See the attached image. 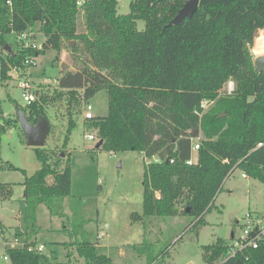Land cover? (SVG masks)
Here are the masks:
<instances>
[{"label":"trees","instance_id":"trees-1","mask_svg":"<svg viewBox=\"0 0 264 264\" xmlns=\"http://www.w3.org/2000/svg\"><path fill=\"white\" fill-rule=\"evenodd\" d=\"M76 2L0 0V52L6 53L0 56V80L8 81L13 67L24 68L28 56L60 52L64 40L74 52L87 53L90 64L74 72L61 71L57 86L77 102L82 91L86 103L106 90V115L84 122L102 141L96 149L133 151L159 160L144 169L140 220L149 224L185 216L196 219L193 227L202 224L236 169L264 184V73L255 71L250 52L258 32L264 33V0H200L191 19L171 27L167 25L185 0H130L127 15L117 14V0H85L81 9ZM137 21L144 22V30L136 29ZM36 26L45 37L40 50L5 51L9 46L5 35ZM228 81L234 91L222 94ZM202 102L209 103L207 109L201 108ZM19 111L31 125L40 116L48 121L36 101ZM7 124H0V135ZM74 127L70 118L64 149ZM197 139L199 149L194 153ZM33 150L40 167L31 176L3 163L1 152L0 170L24 175L21 204L25 208L34 213L44 205L50 217H61L71 188L72 163L67 158L61 164L58 158L51 164L44 149ZM189 160L191 165L186 164ZM49 176L51 184L46 181ZM4 188L0 185V193ZM70 209L73 234L84 236V226L91 220ZM34 218L35 214L32 224ZM14 237L27 242L19 231ZM229 241L217 239L204 247L207 264L226 257ZM29 245L5 250L10 264H43L46 258L28 252ZM74 246L82 260L74 264H117L98 255L86 239ZM166 249L151 255L143 246L139 253L145 255V264H165ZM224 264H264V245L245 249Z\"/></svg>","mask_w":264,"mask_h":264},{"label":"rangeland","instance_id":"rangeland-1","mask_svg":"<svg viewBox=\"0 0 264 264\" xmlns=\"http://www.w3.org/2000/svg\"><path fill=\"white\" fill-rule=\"evenodd\" d=\"M129 3L130 0H117V14L127 15ZM82 26L79 19V31ZM144 27L143 21L136 22L138 31ZM34 30L40 47L45 37L38 26ZM4 39L13 52L18 51L15 33L5 35ZM250 52L254 62L264 55V33L258 32ZM5 54L0 52L2 57ZM89 64L87 53L82 49L74 52L69 42L64 40L60 52L46 51L28 70L29 81L35 88L34 101L43 106L49 124V133L41 149L49 155L51 164H55L58 158H61V164L70 159L71 188L63 200V216L50 217L44 205H38L33 213L20 203L24 175L20 171L0 170V185L12 187L11 195L0 193V223L3 225L0 224V264H7L3 260L5 250L14 246L16 237L13 234L18 217L24 215L27 223L22 222L32 230L30 218L33 214L36 217L35 231L39 233L37 240L45 247L43 264L81 263L74 245L84 239L98 246V255H106L117 264H145V255L139 253L143 246L149 248L151 255L158 254L167 246L165 264H207L204 247L213 245L217 239L229 241L232 234L240 236L239 226L244 216L264 208V184L243 177L241 170L236 169L223 183L202 224L193 227L196 219L185 216L165 219V223L153 220L148 224V220H140L146 166L143 157L133 151L112 153L96 149L100 142L96 130L84 127L82 114L86 102L82 99V91H79L77 102L57 86L61 71L71 69L74 72ZM10 74L8 81L0 82V124L8 123L0 135L1 160L31 176L39 169L40 162L33 148L26 145L18 119L19 109H27L19 89L20 76L12 70ZM225 88L226 84L222 94ZM89 103L94 117L105 116L106 90L98 92ZM70 118L75 121V127L64 149ZM86 134L94 135L95 140L85 139ZM70 207L77 210L79 217L91 220L84 226V236L73 234L71 225L74 219Z\"/></svg>","mask_w":264,"mask_h":264},{"label":"built area","instance_id":"built-area-1","mask_svg":"<svg viewBox=\"0 0 264 264\" xmlns=\"http://www.w3.org/2000/svg\"><path fill=\"white\" fill-rule=\"evenodd\" d=\"M85 0H77L76 7L81 9ZM36 32L33 28H30L24 32L16 33V43L18 51L30 52V51H38L41 49L36 41ZM37 57L28 56L24 60V68H11L12 72L19 74L20 82L19 89L22 91V99L26 102L27 105L34 102L33 96V87L29 81L28 70L30 67L34 66L36 63ZM1 82V80H0ZM234 91V84L232 81H228L226 83L225 93L227 95L232 94ZM209 103L202 102L201 108L207 109ZM93 107L90 103H85L83 106V114L82 118L84 121L92 120L94 118L93 115ZM84 138L87 140H95V136L92 134L84 135ZM199 149L198 139L195 140L192 151L195 153ZM143 157L146 165L152 162H159L157 158H147L142 153L140 154ZM172 162V161H171ZM192 160L186 162L187 165H191ZM245 177V175H243ZM246 178V177H245ZM238 225V223H237ZM239 226V225H238ZM240 228V236L231 235L230 241L228 242V252L226 257L220 260L219 262H214L211 264H224L228 259L234 257L239 252L245 249L256 250L261 245H264V208L261 211L247 213L242 219V223L239 226ZM30 244V245H29ZM25 245L27 246V251L37 254H42L44 251V246L41 244H31L28 242H21L17 238H15L14 246L9 249H22ZM3 260L6 261L7 264H10V261L6 254L3 256Z\"/></svg>","mask_w":264,"mask_h":264},{"label":"water","instance_id":"water-1","mask_svg":"<svg viewBox=\"0 0 264 264\" xmlns=\"http://www.w3.org/2000/svg\"><path fill=\"white\" fill-rule=\"evenodd\" d=\"M200 0H185L183 7L177 12L175 17L169 22L167 27L179 26L187 19H191L196 12ZM11 49L9 46L5 47V51L9 52ZM255 71L264 73V55L257 58L254 62ZM19 122L26 138V145L30 148H43L46 142V138L49 133L48 121L40 116L35 125H31L26 116L19 111ZM102 142L96 144L95 148H98Z\"/></svg>","mask_w":264,"mask_h":264},{"label":"crops","instance_id":"crops-1","mask_svg":"<svg viewBox=\"0 0 264 264\" xmlns=\"http://www.w3.org/2000/svg\"><path fill=\"white\" fill-rule=\"evenodd\" d=\"M261 33H263L262 31H260ZM69 71H73V70H71V69H68ZM5 83V82H4ZM33 87V86H32ZM33 92L35 91V88H33V90H32ZM50 178V179H49ZM51 181L50 182V184L52 183V177L51 176H49V177H47V179H46V181H47V183H48V181ZM22 184V183H21ZM22 186V185H21ZM5 187H8V188H10L9 190H5V191H3V192H8L7 194L8 195H11L12 194V190H11V186L9 187L8 185H5ZM22 189H23V186H22ZM10 192V193H9ZM21 201H23V198L21 199ZM21 203V202H20ZM22 220H23V216L22 217H18V219H17V223H18V225L16 226V230L14 231V234H13V236H15V233H16V231H19V232H21L22 234H23V240L24 241H27L28 243H33V244H40L39 242H38V240H37V236H38V231H35V225H36V217L34 218V223L32 224L33 225V227H32V230H30V229H28V227L26 226V228H25V225H24V223L22 222ZM1 224V223H0ZM2 225V224H1ZM3 226V225H2ZM95 247L97 248L98 246L97 245H95ZM12 248V247H11ZM45 248V247H44ZM7 250V249H6ZM44 256V255H43ZM106 256V255H105ZM45 257V256H44ZM107 257V256H106ZM109 258V257H108Z\"/></svg>","mask_w":264,"mask_h":264}]
</instances>
